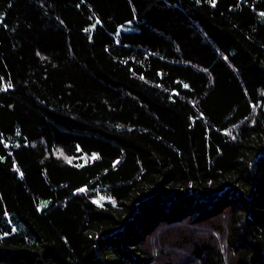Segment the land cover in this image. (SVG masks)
<instances>
[{
  "label": "trees",
  "instance_id": "trees-1",
  "mask_svg": "<svg viewBox=\"0 0 264 264\" xmlns=\"http://www.w3.org/2000/svg\"><path fill=\"white\" fill-rule=\"evenodd\" d=\"M0 264H264V0H0Z\"/></svg>",
  "mask_w": 264,
  "mask_h": 264
},
{
  "label": "snow or ice",
  "instance_id": "snow-or-ice-1",
  "mask_svg": "<svg viewBox=\"0 0 264 264\" xmlns=\"http://www.w3.org/2000/svg\"><path fill=\"white\" fill-rule=\"evenodd\" d=\"M93 159H95V157H93Z\"/></svg>",
  "mask_w": 264,
  "mask_h": 264
}]
</instances>
